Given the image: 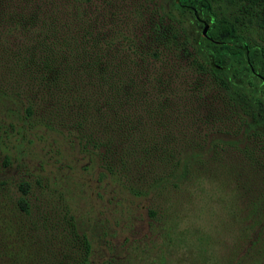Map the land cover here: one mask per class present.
<instances>
[{"label": "trees", "instance_id": "1", "mask_svg": "<svg viewBox=\"0 0 264 264\" xmlns=\"http://www.w3.org/2000/svg\"><path fill=\"white\" fill-rule=\"evenodd\" d=\"M65 135L134 195L219 179L264 259V0H0V172L17 139L60 156ZM56 177L0 174V264L89 263Z\"/></svg>", "mask_w": 264, "mask_h": 264}, {"label": "rangeland", "instance_id": "2", "mask_svg": "<svg viewBox=\"0 0 264 264\" xmlns=\"http://www.w3.org/2000/svg\"><path fill=\"white\" fill-rule=\"evenodd\" d=\"M100 22L96 21L102 25L108 19L101 16ZM161 32L164 23L135 33L147 44ZM216 108L210 99L199 106L203 114ZM48 135L54 137V133ZM49 136L17 139L13 154L20 150L18 162L21 157L22 164L17 167L13 162L0 174L15 181L20 176L33 181L48 173L57 176V186L66 195L79 229L90 239L88 264H264L255 250L248 253L247 221H241L239 210L230 206L235 194L219 179L188 187V194L180 187L179 193L170 194V189L156 200L151 194L134 195L110 177L101 179L98 163L92 166L88 156L73 149L67 135L66 142L60 141L62 155L54 149L46 153ZM52 154L58 159L67 157L70 167L58 172L59 163L49 158ZM2 156L0 151V160ZM38 202L32 199L33 205Z\"/></svg>", "mask_w": 264, "mask_h": 264}]
</instances>
